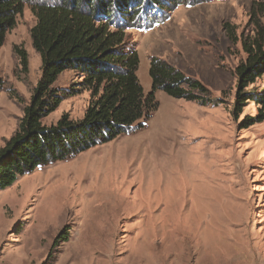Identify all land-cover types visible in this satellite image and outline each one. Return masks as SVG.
Returning a JSON list of instances; mask_svg holds the SVG:
<instances>
[{"label":"rangeland","instance_id":"rangeland-1","mask_svg":"<svg viewBox=\"0 0 264 264\" xmlns=\"http://www.w3.org/2000/svg\"><path fill=\"white\" fill-rule=\"evenodd\" d=\"M162 1L151 22L134 19L125 30L144 92L155 55L200 80L216 104L158 90L143 127L0 190V264H264V121L241 127L256 113L253 102L231 114L241 41L264 29V0ZM35 22L25 4L0 46V147L41 75ZM80 80L67 70L53 87ZM89 100L83 89L65 97L41 123L80 119ZM63 228L67 240L53 243Z\"/></svg>","mask_w":264,"mask_h":264},{"label":"trees","instance_id":"trees-1","mask_svg":"<svg viewBox=\"0 0 264 264\" xmlns=\"http://www.w3.org/2000/svg\"><path fill=\"white\" fill-rule=\"evenodd\" d=\"M178 3L172 0L171 5ZM25 4L36 18L30 38L40 56L41 75L17 129L0 147V190L38 167L67 160L143 127L157 109L158 90L201 105L216 104L200 80L155 55L148 67L150 89L144 92L136 74L138 54L126 46L125 30L134 19L151 22L152 14L164 8L162 0H0V46ZM231 38L236 41L234 35ZM241 45L245 58L234 67L231 114L237 119L243 107L253 102L256 113L240 121L247 128L264 121V84L253 85L264 81V29ZM17 53L26 68V53L20 49ZM67 70L79 73L81 80L67 91H57L53 84ZM82 89L90 92V100L80 119L63 114L55 124L41 123L63 98ZM59 238L67 240L64 228L53 243Z\"/></svg>","mask_w":264,"mask_h":264}]
</instances>
